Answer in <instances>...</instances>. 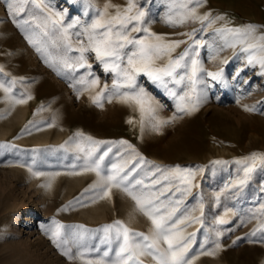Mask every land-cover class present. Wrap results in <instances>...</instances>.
I'll return each mask as SVG.
<instances>
[{
    "label": "rangeland",
    "instance_id": "1",
    "mask_svg": "<svg viewBox=\"0 0 264 264\" xmlns=\"http://www.w3.org/2000/svg\"><path fill=\"white\" fill-rule=\"evenodd\" d=\"M11 2L0 0V83L6 87L11 85L13 95L31 102L28 119L20 123L9 121L7 107L11 106L8 103L13 95L10 92L6 98L5 93L0 94V122L8 128L0 129V264H86L87 259L101 258L107 261L115 258L117 245H111L109 257H102L109 248L106 242L102 243L105 226L119 220L134 232L149 234L152 230L151 220L137 210L135 202L121 188L113 187L109 197L92 202L97 189L85 190L97 183V175L84 171L83 167L85 153L92 146L76 136L78 132L96 141L111 142L100 145L93 154L96 157L111 146L103 161L106 169L111 153L121 157L118 163L131 159L126 171L136 168L130 181L139 179L151 185L153 180L166 175L157 172V167L203 169L197 172L190 193L177 192L173 187L161 198L170 202L169 207L178 208L176 217H190L179 228L184 229L185 237L195 233L188 253L192 264H264V162H255L244 185L234 184L243 175L244 168L236 161L254 153L264 156V69L259 63L249 64V53L241 51L240 45L227 47V43L237 38L220 31L253 25L257 29L255 36L264 35V0H214L212 12L207 10L208 5L203 4L202 9L199 4L196 7L194 0H137L152 33L164 36L168 42L184 41L172 53L173 58L194 40L199 41L195 52L199 53L196 59L203 71L197 73L196 87L201 102L196 110L177 111L178 98L171 95V91L178 96L190 92L187 79L176 85L166 78L168 85L164 87L143 74L137 77L138 85L151 97L157 119L169 121L160 124L158 129L152 126L156 121L147 117L141 128V114L135 104L121 103L116 98L111 103L102 99L103 108L92 103L89 96L96 95L105 84L110 90L113 79L95 60L94 53L85 55L92 66L90 71L99 78V85L77 96L71 85L81 75H86L87 70L65 67L59 59L65 55L60 33L49 25L46 36L44 28L36 27L51 9L64 14L63 26L80 21L69 29L72 35L82 25L90 23L95 7H102L105 0H93L91 7L88 0H36L46 5L44 12L29 3L25 12L15 18L10 14ZM111 3L126 6V0H111ZM187 9H195L197 16L210 14L215 22L201 23L188 18L180 23ZM29 15L35 19L18 27L16 21L29 19ZM218 16L225 19L216 20ZM189 33L193 34L192 39ZM29 36L34 43L29 41ZM75 40L72 35L74 49ZM38 47L42 51L38 52ZM77 56L79 52L75 50L67 52L70 63H74ZM166 60L167 57L157 63L163 66ZM177 71L179 75L185 74L183 69ZM217 72L221 73L217 80L208 76ZM76 87L83 89L85 85ZM29 95L31 99H27ZM246 107L256 110L245 111ZM173 116L176 119L173 120ZM129 120L133 123H128ZM43 121L55 128L48 139L36 134V126ZM59 129L69 133L66 134L68 139L55 138ZM72 139H76L79 148ZM120 141L135 148L147 163L141 164L138 158L131 157L130 150ZM223 144L228 150H223ZM28 166L44 175L37 176L38 181L30 178L29 181ZM57 173L52 179L51 174ZM104 174L108 175L107 171ZM197 180H200L199 186ZM171 182L180 185L178 179ZM34 183H50L51 187L45 192ZM168 183L162 181L153 190L158 191ZM200 204H203V215ZM19 216H25L26 221L19 223ZM191 218L202 221L197 230H192ZM222 219L224 222L220 223ZM53 221L63 225L62 236L69 240L73 254L77 252L76 243L92 249L85 253L84 259L62 255L50 238L51 232L45 231L55 228ZM114 234L113 231L109 235ZM217 243L218 251L213 255L205 254V251L213 252ZM160 247L166 249L167 245L161 242ZM140 260L142 264H157L151 256Z\"/></svg>",
    "mask_w": 264,
    "mask_h": 264
},
{
    "label": "snow or ice",
    "instance_id": "2",
    "mask_svg": "<svg viewBox=\"0 0 264 264\" xmlns=\"http://www.w3.org/2000/svg\"><path fill=\"white\" fill-rule=\"evenodd\" d=\"M202 2V0H201ZM32 3L36 9L44 12L45 6L37 3L36 0H12L9 4L10 14L15 18L19 17L21 13L25 12V6ZM89 6H93V0H88ZM112 10V11H110ZM50 14L43 16V22L37 23L36 27L44 28V35H49L47 29L49 25L54 32H59L61 39L64 41L65 55L60 57V62L65 67L72 68H84L87 70L86 75H81L79 79L71 85L79 96L82 91H88L91 88H95L99 85V78L95 77L90 71L91 64L88 62V56L86 53H94L95 60L103 66V70L106 73H111L113 76L111 89L107 84L104 88L94 96H89V99L97 107L103 108L102 99H106L109 103L114 98L118 99L121 103L135 104L141 114V128L143 129L145 117L150 121H156L153 123V128L158 129L160 124L168 123L169 121L158 120L155 116L156 108L151 102V97L147 94L143 87H140L137 83V77L141 74L147 76L153 82H158L162 86L167 87L168 80L179 85L185 79L188 80L190 85V92H185L183 95H179L175 91H171L173 97L178 98L177 111H194L198 108L201 98L197 94L196 85L199 83L197 79V73L203 71V68L196 59L199 55L195 52V47L199 44V41H193L188 48H186L176 58L172 57V53L177 49L184 41H172L168 42L162 35L152 33L145 21V11L138 6L137 0H126V6L121 7L114 5L111 0H105L102 7H95V16L91 18L90 23H86L81 28L73 33L76 37L75 43L77 47L74 49L71 43L72 35L69 34V29L76 27L80 21H73L67 26L62 25L63 15L60 12H53L48 10ZM192 18L199 20L201 23L208 21L209 24L215 21L210 19V14L204 16H197L195 9H187L185 14L181 17L180 23H183L185 19ZM35 19L29 15V19L16 21L18 27H23L25 24H29L30 20ZM216 20L225 19L223 16H218ZM169 23H174L169 20ZM221 32L228 33L237 39L231 43H227V47L235 48L237 45L241 46V51L249 53L248 63H259L261 69H264V35L259 37L255 36L257 29L253 25H247L244 28L235 29H221ZM135 34V35H134ZM143 34V35H140ZM189 39H192L193 34H187ZM29 41L34 43L32 38L28 37ZM77 51L79 56L75 57V62L70 63L67 57L68 51ZM37 51H42L41 48H37ZM167 57L166 63L163 66L158 65V61ZM53 67V64H49ZM178 69L185 71L184 75H179ZM213 80L219 79L221 73H208ZM89 77H92L89 79ZM14 83V82H13ZM85 85L83 89L77 88L76 85ZM121 89H127V91H121ZM0 90H3L6 98H9L8 94L11 92V85L6 87L3 83H0ZM27 99H31L29 95ZM14 104H24L27 102L23 97L20 99H13ZM254 108H245V111H255ZM172 119H176L175 116ZM128 123H133L129 120ZM51 126V125H50ZM76 136L82 137L88 141L92 146L85 153L84 171L95 172L98 181L96 184L86 189V192L97 189L95 195L91 197L92 202H96L98 199H104L109 197L110 191L113 187L121 188L136 204L137 210L147 216L152 223V230L149 234L131 231L121 221L117 220L114 224H110L104 227L105 241L109 245L108 250H105L102 257H109L111 245L115 243L117 248L115 249L114 259L105 261L103 258L93 260L87 259L86 264H142L141 257L151 256L157 264H192V258L188 255L189 249L194 243L195 233L190 234L188 237L183 235L184 229L179 228V225L185 224V221L190 217H176L178 208L169 207L170 202H166L161 199L167 192L172 191L173 187L177 192L183 191L184 193H190L195 180L197 172H202L203 169L192 168H156L157 172L166 173L161 179H156L151 182V185L146 184L143 180L130 181L129 177L135 171V168H126L131 159L124 160L122 163H113L111 165V174L105 175L102 172L101 164L104 158L112 150L111 146L107 150L93 159V154L99 149V146L105 143L96 141L90 136H84L83 133H76ZM121 145L126 146V150H130V156L138 158L140 163L146 164L143 157L139 156L135 148L127 144L126 141H120ZM259 160L264 162V156L258 154H252L244 160L236 161V163L244 165L242 169L243 175L234 181L235 185H244L250 173L254 170L255 162ZM249 162H252L249 165ZM80 174V173H73ZM34 176H41L44 173L33 172ZM52 175H58L52 174ZM178 179L180 185H184L181 188L180 185H174L171 180ZM169 181L165 187L158 191H154L156 185L161 184L162 181ZM44 187H51V184L43 185ZM137 186H141L137 188ZM180 203V201H176ZM201 215H203V204H200ZM192 223H202L199 218H191ZM222 219L220 223H223ZM55 225L54 229H46L45 231L51 232L50 238L57 248L61 250L62 255L69 259H84L85 253L92 249L86 246L76 243L74 246L77 248V252L73 254L72 247L69 246V240L62 236L61 229L63 225L53 221ZM188 226H191L190 224ZM87 232L88 230H84ZM114 236L109 235L113 233ZM255 234V233H253ZM161 242L167 245L166 249L160 247ZM84 248V251H80ZM220 245L217 243L213 252L205 251V254L213 255L215 251H218ZM95 251L99 252V248H95Z\"/></svg>",
    "mask_w": 264,
    "mask_h": 264
},
{
    "label": "bare ground",
    "instance_id": "3",
    "mask_svg": "<svg viewBox=\"0 0 264 264\" xmlns=\"http://www.w3.org/2000/svg\"><path fill=\"white\" fill-rule=\"evenodd\" d=\"M48 74H49V72H48ZM46 76V75H45ZM4 78H6V77H4ZM8 78H10V77H8ZM5 80V79H4ZM38 84V83H37ZM40 84V83H39ZM41 84H42V82H41ZM17 86V85H16ZM8 87V86H7ZM32 90V89H31ZM30 90V91H31ZM12 91H14V90H12ZM34 91V90H33ZM32 91V92H33ZM1 92H3L4 93V91L3 90H0V94H1ZM11 95H13V93L11 92L10 93ZM33 98H34V96H33ZM13 99H20L18 96H15V95H13L12 97H11V100H10V102L8 103V104H10L11 106L10 107H7V108H9L8 110H10V118H8V120L9 121H14V120H18L19 121V123L20 122H23L26 118H27V115H28V111H29V106H30V102L31 101H27L26 103H24V104H14L12 101H13ZM34 100H36V99H34ZM36 102V101H35ZM34 102V103H35ZM33 104V103H32ZM6 111V110H5ZM47 116H49L48 114H47ZM45 117H46V115H45ZM40 118V117H39ZM28 119V118H27ZM44 119V118H43ZM40 120V119H39ZM47 120V119H46ZM44 122V121H43ZM39 123H41V122H39ZM36 125V124H35ZM50 125H52V124H50L49 122H44V123H42V124H40V125H38V126H36V134L38 135V137L40 136V137H43V138H46V139H48V138H50V135H51V133L52 132H54V129L55 128H53L54 127V125H52V126H50ZM5 128V126L3 125V124H1V122H0V129L2 130V129H4ZM61 128V127H60ZM5 129H8V128H5ZM35 133H34V135H36ZM66 134H69L67 131H64L63 129H59L58 131H57V134H56V139L57 140H60V139H62L64 136H65V139L68 137ZM34 135H32V137H36V136H34ZM52 136H53V134H52ZM67 136V137H66ZM33 138V139H34ZM52 138V137H51ZM73 138V137H72ZM39 139V138H38ZM41 139V138H40ZM68 139V138H67ZM35 140H37V139H35ZM41 140H43V139H41ZM60 141H62V140H60ZM67 141V140H66ZM36 142H38V141H36ZM50 142V141H49ZM71 142L73 143V144H75L76 143V146L78 147V145H77V141H76V139H72L71 140ZM41 144V143H40ZM69 144H70V142H69ZM61 146V145H60ZM71 146V145H70ZM75 146V145H74ZM45 147V146H44ZM79 148V147H78ZM113 148H115V147H113ZM222 148H223V150H228V148H227V145L226 144H223L222 145ZM80 149H82L81 148V146H80ZM118 149V148H117ZM75 150V149H74ZM77 152V151H76ZM117 153H118V151H117ZM97 155V154H96ZM94 157H95V155H94ZM93 157V159H95ZM119 157V156H118ZM121 158V157H120ZM120 158H117L116 157V155H115V153H111L110 154V156H109V159H108V163H107V169L104 167V165H103V163L101 164V169H102V172H103V174L104 173H106V171H107V173L108 174H111V165L113 164V163H118V159H120ZM123 159V158H122ZM145 160V159H144ZM120 162V161H119ZM83 164V163H82ZM142 164V163H141ZM137 165V164H136ZM29 167V166H28ZM84 167V166H83ZM48 168V167H47ZM136 168V167H135ZM77 169H80V168H77ZM106 169V170H105ZM27 174L29 175V177H28V179L30 178L32 181L34 180V181H38V177L37 176H34L33 175V172H35L34 171V169L33 168H30L29 167V170H27ZM90 172H92V171H90ZM82 173V172H81ZM85 173V172H84ZM93 174H96L95 172H92ZM89 175V174H88ZM77 176V175H76ZM87 176V175H86ZM51 177H52V179H55V175H52L51 174ZM30 179H29V181H30ZM97 179H98V177H97ZM57 180V179H56ZM97 182V181H96ZM32 183V182H31ZM34 185H38L39 186V188H41V189H44L45 190V192H47V190L48 189H50V188H48V187H45L44 188V186H43V184H35L34 183ZM200 185V180H197V186H199ZM52 188H53V186H52ZM114 188H116V187H114ZM43 193V192H42ZM45 194V193H44ZM46 194H49V192L48 193H46ZM134 215L136 216V214L134 213ZM147 217V216H146ZM133 218V217H132ZM148 218V217H147ZM26 219L27 218H25V216H19V223H24V221H26ZM136 220V219H135ZM198 227H199V224L198 223H193V227H192V230H197L198 229ZM196 238V237H195Z\"/></svg>",
    "mask_w": 264,
    "mask_h": 264
},
{
    "label": "crops",
    "instance_id": "4",
    "mask_svg": "<svg viewBox=\"0 0 264 264\" xmlns=\"http://www.w3.org/2000/svg\"><path fill=\"white\" fill-rule=\"evenodd\" d=\"M194 1H195V4H196V7L198 6V4L201 5V6H200V7H201L200 9H202V7H203L202 5H203V4H204V5H208L207 10L210 11V12H212V9H214V8H213L214 6H213V4H212V3L214 2V0H202V2H201V0H194ZM196 10H198V9L196 8ZM207 10H206V11H207Z\"/></svg>",
    "mask_w": 264,
    "mask_h": 264
}]
</instances>
